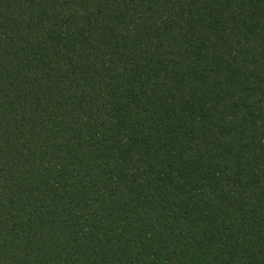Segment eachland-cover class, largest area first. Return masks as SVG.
<instances>
[{
  "label": "trees",
  "instance_id": "obj_1",
  "mask_svg": "<svg viewBox=\"0 0 264 264\" xmlns=\"http://www.w3.org/2000/svg\"><path fill=\"white\" fill-rule=\"evenodd\" d=\"M0 264H264V0H0Z\"/></svg>",
  "mask_w": 264,
  "mask_h": 264
}]
</instances>
